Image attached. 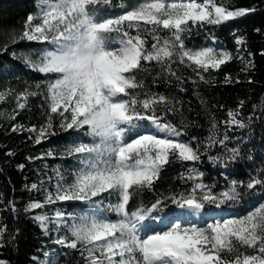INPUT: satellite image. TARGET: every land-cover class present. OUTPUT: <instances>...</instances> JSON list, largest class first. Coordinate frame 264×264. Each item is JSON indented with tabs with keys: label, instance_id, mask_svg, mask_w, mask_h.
Instances as JSON below:
<instances>
[{
	"label": "snow or ice",
	"instance_id": "6c2138e0",
	"mask_svg": "<svg viewBox=\"0 0 264 264\" xmlns=\"http://www.w3.org/2000/svg\"><path fill=\"white\" fill-rule=\"evenodd\" d=\"M36 7L37 13L30 12L24 22L20 40L50 45L40 50L38 61L28 57L26 64L51 78L46 83V123L39 129L35 125L27 128L36 133L29 138L40 144L55 135V117L62 131L91 138L86 142L77 135L70 141L67 154L79 164L71 182L57 170L55 193L48 191L43 201L30 202L25 211L57 202H83L87 207L76 214L57 210L53 217L34 215L41 230L47 235L50 222L58 230L65 228L67 234L55 243L79 251L85 264H264V169L241 180L230 179L233 169L229 167L243 158L239 144L244 141L241 138L237 146L230 147L235 137L228 132L250 128L257 117L240 118L241 100L235 110H227V119L212 120L202 152L198 137L192 136L189 142L180 139L187 134L184 121L182 127L163 122L165 112L179 110L174 98L146 89L143 80L137 79L139 73L148 71L147 65L155 64L161 69L158 76L174 77L179 91L185 92L184 79L174 64L191 68L205 83L206 73L219 71L233 60L238 59L244 65L241 71L246 72L252 66V54L245 58L246 38L235 29V55L223 47L189 48L185 41L193 28L220 26L255 14L258 6L229 10L214 0H143L130 10L121 4L122 11L111 15L101 11L112 8L111 0H37ZM131 29L137 30L135 35ZM144 33L151 36L150 47ZM211 42L216 45L215 36ZM191 82L195 85L197 79ZM225 82L233 83L231 74H225ZM235 83H240L239 77ZM34 87V91L25 88L19 93L0 91V100L13 96L18 108L24 109L42 84ZM260 107L264 109V98ZM259 118L264 121V111ZM22 127L14 124L11 131ZM213 148L222 149L207 159L214 167L220 166L218 175L226 181L223 188L215 181L205 183V173L195 166L178 174L177 179L186 185L181 190L157 188L162 170L173 160L196 164ZM6 154L13 155L11 151ZM43 156L54 153L49 150ZM17 167L23 170L24 165ZM42 183L25 187L39 192ZM145 192L151 194L147 200ZM112 196L117 202L105 205ZM241 203L252 204L254 210L237 217L235 206ZM10 210L15 211L14 202ZM109 211L118 217L115 221L105 214ZM6 228H0V249L5 246ZM30 260L31 264H48L37 256ZM0 264L11 261L0 256Z\"/></svg>",
	"mask_w": 264,
	"mask_h": 264
},
{
	"label": "trees",
	"instance_id": "16d2710c",
	"mask_svg": "<svg viewBox=\"0 0 264 264\" xmlns=\"http://www.w3.org/2000/svg\"><path fill=\"white\" fill-rule=\"evenodd\" d=\"M202 1V0H198ZM112 8L102 9L104 14H118L122 11L120 5L126 6L130 10L143 0H111ZM216 3L225 4L229 10L239 8H249L258 6L259 10L252 15L243 18H237L226 22L220 26L205 25L203 28H193L191 34L186 39V45L189 48H199L202 46L223 47L235 55L236 45L234 43L233 29L238 35L246 38L244 55L251 53L252 66L246 71L241 69L244 65L237 59L223 65L219 71L206 73L207 83L201 82L196 78L191 68L183 65L174 64L173 68L184 79L182 85L186 91H179L180 85L174 77L169 78L166 75H157L161 73L158 65H147V72L137 75L138 80H143L145 88L174 98V106L178 111L165 112L163 122L182 127L181 121H184L187 127V134L180 137L184 142H189L192 136L198 137L201 142V151L203 152V143L206 142L211 128V122L215 119L217 122L227 119V110H235L241 100L244 101V107L241 110L242 119H247L249 114L257 118L253 121L250 128H234L228 132L230 137H235L229 143V146H237V141L241 138L243 143L239 144L242 151V159L230 165L233 169L235 179L246 180L248 175H255L261 169H264V121L260 117V101L264 98V3L261 0H214ZM37 0H0V91L14 90L16 93L25 88L36 90L35 84L41 83L42 87L39 94L35 97H29L24 109L18 108V102L13 96H8L0 100V228L7 226L3 236L5 246L0 249V256L7 258L11 264H31L30 257L37 256L40 260H48V264H85L79 251L67 249L55 243L58 237L67 234V230L50 222L48 225V234L41 230L40 224L33 219L34 215H45L53 217L57 210L66 213H79L87 205L83 202H67L48 205L42 209L34 211H25L27 205L32 201H43L48 191L55 193L56 171L59 170L65 180L70 183L74 170L79 167L77 160L67 154V148L70 141L77 135H80L86 142H90V137L83 133H73L62 131L59 127V118L53 120L55 135L48 137L40 144H36L34 137L36 133L28 132L26 129L35 125L38 129L46 123L47 120V88L46 83L51 78L50 75H42L26 64V59L32 60L40 58V50L50 47L43 42H28L20 40L23 31L24 22L31 13H37ZM147 27H151L150 25ZM255 29H260L256 32ZM136 29H131L132 35H135ZM161 36L165 32L160 33ZM148 40V47L153 42L151 36L144 33ZM211 36H215L217 43L212 45ZM225 74H231L233 83L225 82ZM239 77L240 83H235ZM155 79V83L153 80ZM197 79L194 85L191 80ZM252 83L249 84L248 80ZM143 91V90H136ZM203 101V103L201 102ZM19 102H24L20 100ZM178 102V103H177ZM223 105V108L220 106ZM255 106V108H254ZM159 114V113H158ZM15 116V119L12 117ZM23 126L21 130L11 131L12 125ZM225 131L224 126H220V132ZM196 144L193 143V147ZM51 150L54 156L47 157L43 154ZM11 151L12 156L6 153ZM222 149L213 148L202 157V160L196 164L192 162H173L162 170V180L157 183V188L167 189L176 188L181 190L186 187L177 179L178 174L185 172L188 167H197L205 173V183L217 182L219 188L226 185V181L218 175L219 165L213 166L207 159L208 155H216ZM252 155L253 160L247 157ZM29 161L28 157H41ZM24 165L23 170L18 169V165ZM39 192H29L26 185L32 183L41 184ZM106 195V194H105ZM150 193H143L145 200L150 198ZM139 201L137 198L136 202ZM11 202H14L15 211H11ZM117 197H108L104 204H114ZM134 206V205H133ZM253 205L241 203L235 206V215L243 217L249 211H252ZM109 219L115 221L117 216L113 212L105 213ZM225 216L231 213H225ZM183 220V217H181ZM71 222V221H69ZM18 230V233H17ZM251 251V250H249ZM47 253V257H45Z\"/></svg>",
	"mask_w": 264,
	"mask_h": 264
},
{
	"label": "rangeland",
	"instance_id": "374dc122",
	"mask_svg": "<svg viewBox=\"0 0 264 264\" xmlns=\"http://www.w3.org/2000/svg\"><path fill=\"white\" fill-rule=\"evenodd\" d=\"M168 2H181V0H168ZM185 2H186V0H185ZM197 2H202V1H198L197 0ZM40 58H37V59H33V61H38ZM183 219H184V217H183ZM162 227V226H161Z\"/></svg>",
	"mask_w": 264,
	"mask_h": 264
}]
</instances>
